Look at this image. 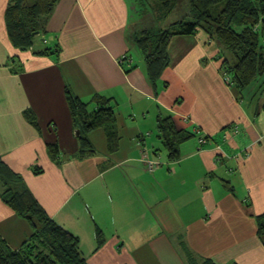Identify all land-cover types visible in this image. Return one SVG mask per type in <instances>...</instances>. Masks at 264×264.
Listing matches in <instances>:
<instances>
[{"label": "crops", "instance_id": "0c3cea01", "mask_svg": "<svg viewBox=\"0 0 264 264\" xmlns=\"http://www.w3.org/2000/svg\"><path fill=\"white\" fill-rule=\"evenodd\" d=\"M7 4L0 0V160L78 238L86 264H264V79L230 86L221 47L199 31L170 41L169 67L151 84L133 53V0H59L39 36L51 52H19ZM67 90L83 102L111 100L117 151L97 129L88 134L94 154L81 155ZM158 117L195 133L177 162L156 138ZM31 234L0 199L8 246L18 250Z\"/></svg>", "mask_w": 264, "mask_h": 264}, {"label": "trees", "instance_id": "16d2710c", "mask_svg": "<svg viewBox=\"0 0 264 264\" xmlns=\"http://www.w3.org/2000/svg\"><path fill=\"white\" fill-rule=\"evenodd\" d=\"M58 1L8 0L4 23L8 40L15 50H32L33 54L40 56L51 52L47 46L35 51L33 43L44 33ZM151 1L161 9L156 22L165 21L178 2ZM188 5L191 20L174 22L166 29L141 27L140 21L135 26L137 31L134 30L131 41L144 62L151 84L156 85L169 67L167 49L170 41L177 36H193L199 31L217 41L221 47L222 75L228 79L230 86L243 91L259 78H264V0H188ZM66 100L73 126L79 133L81 155L94 154L88 134L97 129H104L109 152L117 151L119 136L111 100L95 95L89 102H83L68 90ZM91 104L94 109L89 111ZM25 117L34 123L32 112H27ZM194 137L195 133L178 130L170 117H158L156 120V138L169 162H177L180 146ZM49 153L55 160L58 156L56 146L49 147ZM3 164L0 160V173H7L9 170ZM35 173L41 171L36 170ZM0 199L32 229L31 236L18 250H12L0 236V264H86L78 238L57 225L25 185L19 191L2 189ZM257 234L264 236V215L257 220ZM202 264L213 263L206 261Z\"/></svg>", "mask_w": 264, "mask_h": 264}, {"label": "rangeland", "instance_id": "374dc122", "mask_svg": "<svg viewBox=\"0 0 264 264\" xmlns=\"http://www.w3.org/2000/svg\"><path fill=\"white\" fill-rule=\"evenodd\" d=\"M133 5L135 7L134 8L135 10L132 14L131 20L133 24L135 23L138 24L140 21L141 27L152 26L154 29H166L174 22L183 19L191 20L189 16L188 0H178L175 9L172 11L169 17L165 21H161V22L158 21L156 22V16L157 14H159V10L161 9L157 7V5L151 0H133ZM43 47H44L43 42L39 38L34 41L33 48L35 49V51H40L42 50ZM133 53L139 55L135 47L133 49ZM135 57L137 58V56ZM229 60L231 61V57ZM262 83H263L262 78H259L256 84H262ZM88 110L89 111L93 110L92 105L91 107L88 108ZM5 165L4 167L7 168L9 171H7V173H5V171L4 173L3 172L0 173L1 174L0 191L2 189L5 190L6 188L12 189L14 191H19V189L21 190V187L25 185L24 181L21 180L22 178L18 174H15L16 177L20 178V180L17 179L14 176V173L10 170V168L7 165L6 166Z\"/></svg>", "mask_w": 264, "mask_h": 264}, {"label": "built area", "instance_id": "2783aa9c", "mask_svg": "<svg viewBox=\"0 0 264 264\" xmlns=\"http://www.w3.org/2000/svg\"><path fill=\"white\" fill-rule=\"evenodd\" d=\"M225 81L228 83V79H227V78H225ZM197 140H198V144H199L200 146L204 145L205 142H206V138H204V137H202V136H199V137L197 138ZM142 159H143V162L147 165V168L151 171V170L154 168V166H155L154 162H152L151 160H149V159L146 157V155H144V157H143Z\"/></svg>", "mask_w": 264, "mask_h": 264}, {"label": "water", "instance_id": "95a60500", "mask_svg": "<svg viewBox=\"0 0 264 264\" xmlns=\"http://www.w3.org/2000/svg\"><path fill=\"white\" fill-rule=\"evenodd\" d=\"M42 41H43V40H42ZM77 135H79V133H78Z\"/></svg>", "mask_w": 264, "mask_h": 264}]
</instances>
